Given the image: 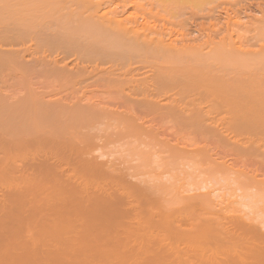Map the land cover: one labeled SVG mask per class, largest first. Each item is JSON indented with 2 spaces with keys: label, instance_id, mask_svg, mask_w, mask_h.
<instances>
[{
  "label": "bare ground",
  "instance_id": "obj_1",
  "mask_svg": "<svg viewBox=\"0 0 264 264\" xmlns=\"http://www.w3.org/2000/svg\"><path fill=\"white\" fill-rule=\"evenodd\" d=\"M9 1V3H11V0ZM16 1L19 0H15L14 3ZM29 1L32 3L31 1L33 0ZM35 1H38V3L40 2L39 0ZM41 1L43 2V0ZM45 1L46 0H44V2ZM172 1L170 0V2ZM200 1L203 0H176L174 2H181L180 4L184 7V3L195 5L196 2ZM1 2L3 3L4 0H1ZM5 2L7 3L8 1L6 0ZM46 2L49 4V1ZM170 2L169 4L167 3V7L170 5ZM222 2L223 0L220 1L221 4ZM242 2L240 3V5L242 4L241 7H243V4L245 3L244 10H248L245 14L249 13V11H254L250 12V14L257 12L258 15L255 14L254 17H251L250 19H248V17L252 14L248 17L246 16V21H248L247 28H245V22L242 25L244 28L240 26L241 22H243V20H238L240 16H238V19L235 18L238 25L240 21L239 27L236 22H231V25H234L235 23L236 26L234 28H239L240 30L242 27L244 32L247 31L248 33H251L253 31L252 34L250 35L245 32V36L243 30H241L242 32L239 31L240 34L234 32V37L236 39L233 41V37L231 38L232 33H226L228 31L225 32L226 37L224 36L225 34H223L224 37L221 36L222 34L220 32H223L222 30H224L221 27L222 30H216L218 32L220 31L219 33L221 34V37H217L219 39L217 42L214 41L213 43L212 41L214 38L213 40L211 38L219 35L211 36V38H209V35L207 34V41L212 43L210 45H207L208 42L206 39L203 41L204 44L202 43L201 40L203 39L201 38L203 37V34L198 28H196L198 34H196V36L200 37L201 42L196 37H194L196 40L191 38L195 35L190 36V38H184V34L185 37H187V34L192 30H189V27L191 26L189 20L188 23H190V26L187 23L189 26H187V32H185L186 29L183 28L184 25L186 27V23L182 20L181 21L184 23L182 28L175 25L180 27L182 31L184 29L185 32L182 35L183 37H178L179 40L183 38L178 44V38L175 39V36L170 38V36L175 35V33L172 32L173 27H169L172 30L169 29L171 32L169 30L167 32V30H164L162 27V29H159L158 27V30L155 28L151 29L152 27H149L150 23L148 22L149 25L147 23V26L145 23L143 24V20L140 25L137 24L138 26L124 27L123 25L118 24V21L115 20V18L112 19V17H109L111 18L109 19L106 16L107 18L104 17V19L102 17V12L100 15L101 17L99 16L100 18L98 15L95 17L94 14L90 17V14L93 13L91 11L89 12L90 14L88 13L89 16L85 14L87 15L86 19L84 18L85 16L80 18H83L82 20L77 19L74 16L75 22H69L71 20L68 21V19H65L64 15L62 17L60 14L61 18H59V16L51 14L52 12L50 11H52L53 8L50 11L47 10L49 9L47 8V4L46 7L44 4L45 10L42 9L43 5L42 7L39 5L40 8L35 5L38 9L30 8L32 11H28V1L25 0L24 4L28 3L25 6L22 1H19L18 4L14 5V9L18 6L20 7L19 4L21 3L24 7L15 10V13H9L10 11L5 12L3 10L5 9L3 7L6 6V3H4L3 7H1L2 10H0V65L13 67V69L14 67H17L14 69L15 71L13 70L14 75L12 74L13 77H15V84L17 85L15 89H8L7 91L0 92L1 220L3 221L2 217L4 218L7 214H10L7 217H9L8 220H11V214L13 211L25 205L28 206V209L30 210L28 215L26 214L25 216L28 223L38 222L37 220H34L38 210H45V208L50 209L49 207L52 208V203L54 204L52 211L54 209L57 211L59 207H62L61 205L63 203H65V205H68V203L74 204V201L76 200L77 202L79 200V204L83 201L89 206H87L88 208H92L91 206L93 205L94 209L97 205L99 206L103 202L102 206L105 203L110 204L111 207L107 208L109 210L113 209V207L120 208L119 205H122V207L126 206L125 212L129 217L128 223H132L134 226L137 225V228L131 226L133 229L130 230H132V233L136 232L135 234L138 236L136 238L140 241H142L141 239L143 237H147L148 239L149 236L152 237L151 235L157 234L156 232L153 234L155 229L163 230L164 228L169 230L168 233L159 236V238L156 237L157 240H154L157 242L158 247L156 246V248L160 249L159 251L153 247L156 244L151 240L155 236L149 238L153 242L150 243L153 244V246H151L154 249L147 246L150 245L146 244L149 243V240L146 238L145 240L143 239L144 241L141 243L142 245L145 243L146 247H148V249L150 248V250H147L150 251V253L156 252L154 251L156 249L158 254H161V247H163L164 250V247H166L164 245L166 238L172 236V234L174 237L175 235L178 237L175 238L178 241H181L185 248L182 245V247L180 246L182 243H178L177 245L176 242L173 247L168 246L170 249L166 248L168 249L166 251L167 253L163 250V253L165 252L169 256L172 255L170 257L166 255V259L170 258V262L174 257L176 262L180 263L182 261L181 264L186 262L188 264L189 262L192 264H201L203 262L201 259L205 257L204 260L206 258H208L206 260L211 259V263L213 264H224L222 263L224 261L227 264L231 261L232 262L229 264H264V223H261L260 220L255 221L254 219L256 217L254 218V216L243 217L237 214H234V216L227 214L230 210H235V208L231 207L233 206V201L231 202V206L229 202L227 203L229 205L226 204L227 206L217 205V208H215L213 206H216V204H220L221 202L216 200L218 198L211 200V203L204 198V193L201 196L197 195L199 198L195 197L196 194L200 193H194L195 197L191 195L190 197H188L189 195H183L184 198L182 196L179 197V199H182L176 200L175 206L168 207L165 204L164 206L167 207L159 210L157 214H150L149 217L146 218L144 217V215L146 216L144 212L147 211L146 209H148L149 206L158 203V196H160L158 195V191L161 189V192L163 193L162 188L165 183L145 185L146 183L144 184V182L143 184H139L136 181L129 182L126 180L127 182H125L124 178L127 174L130 176L132 175L133 177V173L135 176L136 172L133 170L132 172L131 170H129L130 172H126V170H124L126 167H116L113 166L111 162L105 167L103 162L92 158V156H87L92 150H94V146L92 147V145L96 140L95 137L101 141L104 147L109 143L113 145L116 143L118 145L117 142H120L121 139L129 142L131 140V143L128 144H133L135 147L144 143L142 146H145V148L148 147L146 152L148 151V153L155 155L157 150H161L160 147L162 146V143L158 141V139H160L158 137L162 135V132L159 131V129L162 128V126L161 128L159 127L162 121L166 122V126L172 124L176 127V130L177 128L187 126L188 129L191 127L192 130H195L194 132H197L198 134L200 133L201 135L204 131L206 133L209 131V133H213L215 136L212 134L208 135H212L213 138H216V140L214 139L216 144L213 143L215 146L213 145L211 148L216 147V145H219L221 148V145L223 146V143H225V146H228L229 144L228 148L232 149H230V151H233L236 147L235 139H232L231 137L228 138V133L225 130L233 131L236 127L264 129V0H244ZM14 3H11L12 6ZM33 3L31 4L32 6ZM50 3H53L52 6H54L53 1H50ZM91 3L92 6H94H90L91 10L93 8L95 9L98 5L100 7L103 5L102 0L100 2L97 1L98 5L96 2L93 3V0ZM108 3L109 2H107V4ZM164 3L163 5L165 6ZM51 4L49 5L50 7H52ZM84 4L83 6L79 5L78 7L83 9ZM207 4L209 5V3ZM31 5H29V7H32ZM203 5L206 6V4ZM11 7L8 6V8H10L9 10L12 9L14 11ZM165 7H163V9ZM190 7L187 9L190 10ZM210 7L212 8V5ZM194 8L198 7L195 6ZM215 8L218 10L219 7L216 5ZM97 9H95L96 12ZM150 9L149 13L152 14L153 12L151 13ZM145 10H148V7ZM177 10L175 11L179 12V9ZM244 10H240L241 13H244ZM80 11L77 14H79ZM164 11H167V9H164ZM164 11L163 13H165ZM191 11L193 10H190V14ZM96 12L94 13L96 14ZM237 12L235 11L236 14ZM81 13L84 15L83 12ZM146 13L147 12H145V14ZM195 13V16L197 15L198 17L196 11ZM207 13H205V15ZM211 13H208L207 15ZM109 15L112 16V14ZM151 16H153V14ZM184 17L187 18L186 16ZM213 17L214 16H212V18ZM168 19L170 20V18ZM223 19L226 18H222V21ZM175 20L178 22L179 19L175 18ZM171 21L174 20L171 19ZM198 21H200V19ZM215 21L214 23L218 22ZM153 22H155V20ZM166 22L167 20L164 23ZM219 23L220 22H218V25ZM67 26L77 30L82 28L86 32L83 30L84 33L81 32V34L78 32L77 34L74 32L75 30H70V28L67 30ZM178 27H175L174 29ZM219 28L217 27V29ZM234 28L232 29L235 30ZM194 29L193 31H195ZM210 30L214 34L218 33H215L216 31L214 32L213 29ZM237 34H239V36ZM242 35H244V37ZM222 37L223 39H220ZM246 37L249 39H245ZM224 38H228L227 42H225L226 40ZM174 40H176V42ZM237 40H239L238 43ZM50 43L51 45L54 44L53 47H55V44L62 45L61 47H64L67 51L77 49L81 54H78L77 50H74L78 55L75 58L76 60L72 59L73 61L70 62H67L65 60L66 58L64 59V57H68V55L64 54V56L61 55L62 58L60 57V54L58 57V54L53 55L50 52V54L43 53L42 55L37 56L33 53L35 56L32 55L31 49L34 50V45H37V48L41 45V48H43V45L49 46ZM70 44H75V46H71ZM51 47L52 46L48 47L49 51L51 50ZM58 47L52 48L54 54ZM204 47H207V49ZM43 49H45V47ZM74 51H72L71 54H73ZM136 63L139 64V67ZM144 66L149 67V71H152L150 78L148 77L149 75L146 74L149 78L147 83L143 79H140L142 74L147 71L144 70ZM140 67L143 68L144 72ZM138 71L143 73H139ZM6 73L8 74V72ZM163 88L166 91L163 90ZM175 88L179 90L175 91ZM190 88L192 91L191 95H184V93L187 92V89L190 91ZM183 89H185L186 92H184ZM158 91L163 92H159L160 94H158ZM148 114L150 116L146 117ZM86 119L89 120V122H87ZM167 122L171 123L168 124ZM90 128L97 129V132L92 129L91 130L95 133L86 130H90ZM223 131L227 134L225 135ZM86 135L87 137L89 136V140L84 138ZM168 138L166 137V142H170L172 139L169 138V140ZM93 139L95 140L93 141ZM126 141L122 142L124 143ZM126 143L123 145H127ZM172 143L173 144L167 146V150H165V152L167 151V156L170 159L172 158L171 161H179L180 163L186 164L189 160H199V163L203 160L204 162L202 161L201 163H204V169H207L208 167L206 166L205 160L208 159L209 161L207 160V163H210L211 161L213 162H211L212 164L210 167V172L213 176L214 174H216L217 177L219 175L220 178L223 177L222 175H225V177L226 175L229 176L231 169L228 166L231 167L232 164L229 162V165L227 163L228 160L226 159L221 160L222 157L224 158L223 153L222 157H218L219 161L217 160V157V161L215 160L216 162L210 158L211 156L214 158V155H217V152L214 150L215 148H212V151L211 149H207V146L204 148L201 145H195L197 147L187 150L188 148L186 147H182L183 149L180 147L178 148L177 144L175 146V142ZM102 144L101 146H103ZM261 149H263V151ZM261 149L263 155L264 148ZM209 150L212 152H209ZM139 151L141 152V150ZM142 153H144V151H142ZM100 155L104 156L103 152H100ZM174 159L179 160L175 161ZM206 171L208 170H205V172ZM234 172L235 171H233V173ZM233 173H231V175ZM198 175L197 177H199ZM233 176H229V178L232 179L235 177L238 179V175ZM242 177L240 179L245 182L243 181L242 183V180L238 179L241 181L238 182L239 184L242 183L241 185L246 186L249 183H254V176L251 177V179L249 174L246 175L247 179L244 175ZM200 180H202V178H200ZM200 180L198 181L199 183L201 182ZM248 181L250 182L247 184L246 182ZM258 181L255 180V184H250L251 186L248 185V187H256V190L262 189L264 191V184L261 183L263 180ZM194 182H192L194 185L197 184V181L194 180ZM256 183L261 184L259 185ZM203 185H201V188ZM192 186L193 185L191 184L190 187ZM196 187L200 188L197 185H195V187L193 186V188ZM203 188L205 189V187ZM215 195L217 194L215 193ZM77 196H81L83 199L80 197L77 198ZM94 196L97 198H93ZM173 196L174 194L171 197ZM176 198H178V196H176ZM67 199L68 203L66 202ZM72 199L73 201L70 202L69 200ZM95 199H97L96 202ZM97 201H99L98 204ZM83 202L81 205L84 204ZM94 202L97 204L96 206ZM43 203L49 204L47 205L48 207ZM106 204L105 207H102L101 205L100 207L104 210L108 206ZM98 206L96 209H101ZM222 206L224 207L221 211ZM210 207H212V210ZM219 207H221V209ZM213 208L215 210H213ZM194 209L201 211H199L200 215H202L201 218H196L199 217L198 211L195 210L196 212H194V214L192 213L191 210ZM119 210H121V208ZM209 210L214 213L210 214ZM122 211L124 212V209ZM110 212L111 211L104 214L111 215L112 212ZM5 213L6 215L4 216ZM207 213H209V216L207 215L206 217L204 214ZM110 215H108V217ZM18 217L22 218L20 215H18ZM126 225L128 224L126 223ZM181 225H183V227L186 225L188 228L185 227L186 229H183ZM135 234H132L134 235L133 237L130 234L131 237L128 236V238L130 237L134 239L136 236ZM139 240L136 241L138 246L136 244L134 245L136 247L133 246V248H136L135 250L138 254L144 252V248L146 250V247L143 248L142 246L141 248ZM151 248L153 252L151 251ZM222 254L227 258L226 260H223L225 257ZM152 255L150 254V256ZM163 255H161V258ZM219 255H222L220 257H224L223 259L219 257L220 260H222L221 262L217 257ZM166 256H163V258ZM209 257L211 258L209 259ZM154 258L153 260H155ZM168 261L169 260H166L164 264H166V262L169 264ZM173 262L176 263L175 261H172L171 264H173ZM206 263L208 262L206 261Z\"/></svg>",
  "mask_w": 264,
  "mask_h": 264
},
{
  "label": "rangeland",
  "instance_id": "obj_2",
  "mask_svg": "<svg viewBox=\"0 0 264 264\" xmlns=\"http://www.w3.org/2000/svg\"><path fill=\"white\" fill-rule=\"evenodd\" d=\"M5 1L6 0H4V2L2 3L1 0H0V4L2 3L1 6H0V10H2L1 7H3V4L6 3ZM7 1L8 2L5 4L6 6L3 7L5 9H3V10L5 12L6 11L7 12L10 11L9 13H15L16 12L15 10L21 9L22 7H24L28 3L29 4L27 5V8H29V9L30 8L31 9H35L36 8L35 5H37L38 8H40L39 5L41 7L43 5L42 9L45 10L46 4L48 3L46 1H49V4H47V8H49V9H47V10L50 11L53 8V10L50 11V12H52L51 14L59 16V18H61L60 14H61L62 17L64 15L65 19H68V21L71 20L69 22H75L74 21V16L77 19H80L81 17L85 16L84 18L86 19L87 15L89 16V14H90L89 12L90 11L93 12V13L90 14V17L93 16L92 14H94L95 17H96V15H98V17H99L101 15V12H102L103 13L102 17L103 18L106 17V16L108 18L112 17V19L115 18V20L118 21V24L123 25L124 27H131V26H135V25L138 26L137 24L140 25L142 23V20H143V24L145 23V25H147L148 22L150 23L149 27H152L151 29H153V28L157 29L158 27L160 29L162 27L164 30H167V32H168V30L169 29L171 30V28L173 27V31L172 30L171 31L173 33H175V35L170 36V38L175 36V39L178 38V37L180 38L183 35V33L187 32V29H188L187 26L188 25L190 26V23H188V22L190 21L191 22V26L190 27L188 26V27H189V30L192 29L190 31L191 35L188 32L189 34H187V37H185V34H184V38H188V37L190 38V36L195 35V36H193L191 38L196 37L200 41V37L196 36V34H197V29L196 28H198V30L200 29V31L203 34V37L201 36L202 34L200 35L202 37L201 39H203V40H201L203 44H204L203 41H205L204 39H206V41H207V38H206V37H208L207 34L209 35V38H211V36L219 35V36L211 38L212 40L214 38V40L212 41L213 43H214V41L217 42V40H219L218 38L223 36V34H225L224 36L226 37V33H229V34L232 33V35L234 34L233 36L231 35V38L233 37L234 40L233 39L232 40L235 41V39H236L234 37L235 33L238 32L240 34L239 31H241V30H243V32H244V29H243L244 26H242L244 22H245V26H246L245 28H247L248 21H246L247 20L246 16L248 17V16H250L252 14L253 16L251 15L250 17H248V19H250L251 17H254L255 14L258 15L257 12H255L254 14L253 13L250 14V12H254V11H249V13L245 14V12L248 11V10L247 11L244 10V4L245 3L243 4V7H241L242 4L240 5V3L242 1H244V0H242V1L241 0L240 1L239 0H225V2L223 0L222 4L220 3L221 0H219V2H218V0H214V1H212V0H203V1H200V2H196L195 5L194 4L191 5L190 3H186L187 7H186L185 3L183 4L184 7H182V4H180L181 2H174L176 0H173V1L171 0L172 2H170V0H165V1L164 0H153V1H151V0H110V1L106 0L107 2H109L108 4H107V2L105 0H102L103 1V3H102L103 5L101 4L102 6L100 7L98 5L97 1L100 2L101 0H93V3L96 2L97 5H98V6L96 5L97 7H95V9L98 8L97 12H96V10L94 8L91 10L90 6H92V3H91L92 0H89V1H87V0H83V1L82 0H69V1L68 0H46L45 1L46 3L44 2V0H43V2L41 0H39L40 1L39 3H38V1L33 0V1H31L32 3L34 2L33 6L31 5L32 3H30L29 0H26V1H28V3H25V4H24L25 0H19L20 2L21 1L23 2L24 6L21 3V4H19L21 8L17 5L18 7L16 9H14L15 8L14 5L18 4L19 1H16L14 3L15 0H11V3H14L13 6H12L11 3H9L10 2L9 0H7ZM50 1L54 2V6L55 7L52 6L53 3L51 4ZM162 1H163V3L166 2V3H164L166 7L163 5ZM238 1H239V3H238ZM169 2H170V5L172 4L171 5L172 7L170 5L168 6L170 8L167 7ZM203 2H206V3H203ZM214 2H215V4H214ZM90 3H91V5H90ZM104 3L106 5V7H105ZM207 3H209V5ZM224 3H226V4H224ZM229 3H231V4H229ZM44 4H45V7H44ZM50 4H51L52 7L49 6ZM63 4H64V6H63ZM83 4H84V8L82 7ZM203 4H206V6L203 5ZM218 4H219V6H218ZM234 4H237V5H234ZM29 5H31L32 7H29ZM79 5H82L80 7H82L83 9L79 8L78 7ZM85 5H87V6H85ZM190 5H191L192 8L190 7ZM211 5H212V8L210 7ZM216 5H217V7H219L218 10H216L217 8H215ZM221 5H222V7H221ZM238 5H240V6H238ZM8 6L9 7L12 6L11 8H13L14 11L11 9L12 10V12H11V10H9L10 8H8ZM103 6L106 9H104ZM193 6L194 7L196 6L198 8H194ZM58 7H60L61 9L58 8ZM71 7H72V9H71ZM92 7H94V6H92ZM147 7H148V10H145V9H147ZM163 7H165L164 9H167V11H164ZM189 7H190V10L191 9L193 10V11H191V14H190V10H188ZM235 7H236V9H235ZM38 8H36V9H38ZM207 8H208V10H207ZM237 8H239L241 11L244 10V13L243 12L241 13V11L239 9H237ZM29 9H27V10L28 11H32L31 9L30 10ZM149 9H150L151 13L153 12L152 14H153L155 19L153 18V16H151L152 14L149 13ZM162 9H163V11L165 13H163ZM177 9H179V12L182 11L183 13L182 12L181 13L176 12L175 10H177ZM198 9H200V10H198ZM204 9H205V11H204ZM210 10H212V11H210ZM79 11H80V13L77 14ZM195 11L197 12L198 17H197V15L195 16V14H196ZM235 11L236 12L238 11L237 14L235 13ZM44 12H47V11H44ZM81 12H83L84 15ZM94 12H96V14ZM145 12H147L148 14L147 13L145 14ZM207 12L208 13L213 12V13L207 15L208 14ZM214 12H215V14H214ZM162 13H163V15H162ZM192 13L194 15V18H193ZM205 13H207V14L205 15ZM239 13H240V15H239ZM71 14H72V17H71ZM80 14L83 15V16H81ZM85 14H87V15H85ZM109 14H112V16H110ZM113 14H114V16H113ZM189 14H190V16H189ZM202 14H203V16H202ZM67 15H69V16H67ZM77 15H79V16H77ZM115 15H117V16H115ZM146 15H147V17H146ZM184 16H186L187 18H185ZM212 16H214V17L212 18ZM215 16H216V19H215ZM238 16H240L239 19H238ZM117 17H118V19H117ZM183 17H184V19H183ZM190 17H192L193 19L190 18ZM227 17H228V19H227ZM119 18H120L121 21L119 20ZM149 18H150V20H149ZM168 18H170V20ZM175 18L179 19L178 22L180 23V25L175 20ZM222 18H226L227 19V20L223 19V21H230V18H231V21L230 22H223ZM235 18H237L238 20H241V21L243 20V22H241V25H240V21H239V25L243 27V28L241 27L242 29L240 28V30H239V28L238 29L234 28L236 26L235 23H234V25H231V22L232 23L236 22ZM82 19H80V20H82ZM109 19H111V18H109ZM171 19L174 20V21H171ZM185 19L187 20V22H186ZM199 19H200V21H198ZM214 19L216 21L220 22L219 25H218V22L214 23V21H215ZM146 20H147V22H146ZM154 20H155L156 23L153 22ZM160 20L162 21V23H161ZM166 20H167V22H166L167 25H166V23H164ZM181 20L186 23V27H185L184 23ZM212 20H214V21H212ZM158 21L161 23V26H160V23ZM76 22H78V21H76ZM173 22H175V23H173ZM181 22H182V26H181ZM221 22H222V25H221ZM149 23H148V25H149ZM158 23H159V25H158ZM168 23H169V25H168ZM187 23H188V25H187ZM195 23H196V26H195ZM211 23H212V25H211ZM236 23L238 25V22H236ZM175 25H178L181 28L184 25L183 28L186 29L185 32H184V29L182 31L180 27L175 26ZM192 25H194V26H192ZM239 25H238V27H239ZM164 26H166V27H164ZM174 26L178 27L180 30L178 28L174 29L175 28ZM227 26H228V28H227ZM169 27H171V28H169ZM217 27L218 28L220 27V28L217 29ZM221 27L224 30H222ZM69 28H70V30H73V31L75 30L74 32L77 33V34H78V32L84 33V31H85L82 28L77 30V29H75L73 27L74 29H72V27H70V26H67L66 29L69 30ZM232 28H234L235 30H233ZM193 29L195 31H193ZM210 29H213V31H214V29H215V31L221 29L223 32H220V31L219 32L222 35L218 31H216V32L214 31L215 33L218 32L217 34H214V33H212V31ZM236 30H238V31H236ZM226 31H228V32H226ZM245 32L248 33L247 31H245ZM245 32H244V35L246 34ZM252 32L248 33V34L251 35ZM239 34H237V35L239 36ZM244 35H242V36L244 37ZM250 35H249V37H250ZM242 36H241V39H242ZM223 37L220 38V39H223ZM179 38L177 40H179ZM247 38L248 37H246L245 39H247ZM172 39H174V38H172ZM181 39L183 40V38H181ZM181 39L179 40V42L177 41L178 44L181 42ZM224 39L226 40L225 42H227L228 38L227 39L224 38ZM244 40H243V42H244ZM174 41L176 42V40H174ZM238 41L239 40H237V43H238ZM245 42H247V41H245ZM208 44L210 45L212 43L208 42L207 45ZM45 45H49V44H45ZM53 45L54 44L51 45V43H50L49 46H52L50 51H49V48H48L49 46H44L43 45L42 47L43 48L45 47V49H43V48H41V45H40V47H38V48H41V49H38L37 45H34L33 46L34 50L31 49L32 55L33 56H35V55L38 56V55H42L43 53L44 54L45 53L48 54L50 52L53 55H57L58 54V57H59V54H60V57L62 58L61 55L64 54V55H68V57H64V59L66 58L65 60L67 62H70V61H73L72 59H75L78 54H81V53H79L80 51L77 50V49H74V50H77L78 54H77L76 51L72 50V51L75 52V53L73 52V54H75V55H73V54H71L72 53L71 50L67 51L64 47H61L62 45L55 44V47H53ZM58 45H59V47L62 48V50H61V48L58 47ZM70 45L71 46H75V44H70ZM242 46H245V45H242ZM56 47H58L56 49V52H59V53H56L54 51L55 52V54H54L52 52L53 51L52 48H56ZM234 47H235V45H234ZM68 48H70V47H68ZM204 48L207 49V47H204ZM70 49H72V48H70ZM33 53H35V55ZM70 57H72V58H70ZM136 65L138 66L139 64L136 63ZM140 66H142V65H140ZM5 67L6 68L8 67V68L6 69ZM144 67H145L144 70H147L148 72L146 71V73H145L143 71V68H141V67H140V69L144 73L143 72H139L140 71L139 69H137V70H139L138 71L139 73H143L140 79L141 80L143 79L147 83V80L152 75L151 74L152 71L151 70L149 71V69H148L149 67H147V66H144ZM146 67H147V69H146ZM0 68H1L0 69V72H1L0 73V87H1L0 88V92L7 91L8 89L9 90L15 89L17 84H15L16 83L15 77H13V75H14L13 74V70L15 68H17V67H14V69H13V67L0 65ZM6 72H8V74ZM146 74L149 75L148 76L149 78L147 77ZM2 78H3V80H2ZM157 90H159V89H157ZM160 90H162V89H160ZM163 90H165V89L163 88ZM177 90H179V89L175 88V91H177ZM183 90H184V92H186L185 89H183ZM188 90L189 89H187V92L184 93V95H186V96H187V94L191 95V92H192L191 88H190V91H188ZM159 92H161V91H158L157 93L160 94ZM149 116L150 115L148 114L146 117H149ZM87 122H89V120H87ZM167 123L169 124L171 122H167ZM171 125L166 126V122L165 121H162L161 125H159L160 128L162 126V128H161L162 130L159 129V131L162 132V135H160L158 137L160 139H158V138L157 139H158L159 142L162 143V146L161 147L159 146L161 148V150H157V153H155V155L148 153V151L146 152V149L148 150V147L145 148V146H142V144L144 145V143H142V144L140 143L141 144V145H139L140 147L139 146L135 147V145L133 146V144L132 145L128 144V143H131V140L129 142V141L121 139L120 142L119 141L117 142L118 145L116 143H114V145L109 143V144H107V146L105 145V147H104V145L101 143V141L98 140L97 137H95L96 140L93 139V141L94 140L95 141H94V143L92 145V147L94 146V150H92L91 153L88 154L87 156H89V157L92 156V158H95V159L103 162L105 164L104 165L105 167H106V165L108 166L110 164V162H111V164L113 166H116V167L119 166V167H123V168L126 167L124 169V170H126V172L129 171V170H131V172H132V170L134 172H136L135 176H134V173H133V177H132V175L130 176L129 174H127V176H125V178H124L125 182H127V181L135 182L136 181L139 184H141V183L143 184V182H144V184L146 183L145 185L155 184V183H157V184L158 183H163V184L165 183L166 186L164 185L163 188H162L163 189V193L161 192V189L158 191L159 192L158 195H160V196H158V198H159L158 203L149 206L148 209H146L147 211L144 212L146 214V216L144 215V217H146V218H148L150 214H157L159 210L164 209L167 206L168 207L175 206L176 205V203H175L176 200L179 199V197H182L183 195L184 196H186V195L188 196L189 195L188 197H190V195H191V196L195 197L194 193H200V194H196V197H195V198H199V196L197 197V195L201 196L204 193L205 194L204 198H206L209 202L212 203L211 200H215L216 198H218V199H216L217 201L219 200V202L220 201L222 202V203L220 202V204H216V206H213V207L217 208V205L218 206L219 205L220 206L221 205H226L227 203L230 202V206L233 204V206H231V207L235 208V210H232V211L230 210V212H227V214H229L231 216H234V214H237V215L243 216V217H245V216H254V218L256 217L254 219L255 221L260 220L261 223H264V193H263L264 191L262 189L261 190H256L255 189L256 187H254V188L248 187V185L249 186L254 185L255 184V180H257V181L258 180H261V181L263 180L264 181V156H263L264 154L262 155L263 149H261V148H264V129L263 128L262 129H258V128H255V129L251 128L250 129V128H247V127L246 128H238V127H236L233 131L225 130L228 134L225 131H223V133L225 135L227 134L228 138L231 137L232 139H235V146H236L235 149L233 151H230L231 148L230 149L228 148L229 144H228V146H225V143H223V146L220 144L221 148H220L219 145H216V147H212L213 149L215 148L214 150H215V152H217V155H214L215 156L214 158H213V156H211L210 158H212L215 161L216 157H217V160H218V157L219 156L222 157V153H223L224 158L222 157L223 159L221 158V160H225L226 159V160H228L227 163L229 165H230V163L232 164L231 167L228 166L231 169V170L229 169L231 171L229 176L232 177L233 174L235 173L234 176L238 175V179L239 180H242L240 178L243 175L245 176L246 179L248 177V176L246 177V175H248V174L250 176V179H251V177L254 176L253 178L255 180L252 178L254 180V183L251 184V183H249L250 181H248L246 183L247 184L249 183V184L246 185L247 186L246 187L245 185H241L244 180H242V183L239 184L238 182H241V181H239L234 176H233L234 178H232V179L229 178L228 175H226V177H225V175H222L223 176L222 178H220L219 175L217 177L216 174H214V176H213V174L210 172V167H211V164L213 162L211 161L212 163L211 162L207 163L208 159L205 160L206 166L208 167L207 169L206 168L204 169L205 164L201 163L203 160L200 163H199V160L198 161L196 160L197 162L193 161V160H189L190 162L189 161H188V163L186 162L187 165L185 163H180L178 161L179 159L178 160L176 159L178 162L171 161L172 158L170 159L167 156V151L165 152V150H167L166 149L167 146H170V144H173L172 142H175L174 144H175V146L177 144L178 148L179 147L180 148L186 147V148H188L187 150H189L190 148L192 149L193 147H197L199 145L203 146L204 148L207 146V149H211L212 150L211 146H213V145L215 146V144H216L215 143L216 142L215 141L216 138L212 137V135L215 136V134L209 133V131H207V133L204 131L205 133L203 132L202 135H201L200 133L198 134L197 132H194L195 130L194 129L192 130L191 127H189L190 129H188L187 126H184V127L177 128V130H176V127H174L173 125H172L173 126L172 127ZM91 129L92 128H90V130L89 129H86V130L87 131H91L92 133L97 130V129L93 128L92 130H94V131H92ZM87 131H85V132H87ZM109 131H110V129H109ZM208 134H212V135H208ZM88 137L86 135L84 138L88 139ZM166 137L167 138L169 137L170 139L172 138L171 140L168 138L171 143L169 141L166 142L167 141ZM97 140H98V143H97ZM122 141H126L127 143L126 142H124V143H126L127 145H123L124 143ZM212 141H214V142H212ZM99 142L103 146H101V144ZM213 143H215V144H213ZM115 144H116V147H115ZM167 144H169V145H167ZM121 145H123V146H121ZM136 145H138V144H136ZM195 145H197V146H195ZM217 146H219V147H217ZM239 146L241 148H243V149H241ZM100 148H101V150H100ZM141 148L144 149V150H142ZM216 148H217V150H216ZM139 150H141V152ZM259 150L261 151V153H260ZM142 151H144V153H142ZM212 151L209 150V152H212ZM100 152L101 153L103 152L104 156H101ZM146 154H147V157H146ZM219 154H221V155H219ZM260 157H262V158H260ZM205 170H208V171L205 172ZM233 171H235V172L233 173ZM231 173H233V174L231 175ZM197 175L199 177H197ZM200 178H202V180H200ZM242 178H244V177H242ZM198 179L201 181L200 183L198 182L199 181ZM194 180L197 181V184H195V185H197V186H199L201 188V185L204 184L203 187H205V189L203 187L201 189L197 188V187L193 188V186L195 187ZM253 180H251V181H253ZM263 181L261 183L264 184ZM192 182H194V183H192ZM198 183L201 184V185H199ZM261 183H256V184L260 185ZM163 184H160V185H163ZM189 184H190V186H191V184L193 186L190 187ZM164 187H165L166 190L164 189ZM257 189H260V188H257ZM263 189H264V187H263ZM215 193L217 195H215ZM173 194H174V196L171 197ZM66 196H67V194H66ZM164 196H165V198H164ZM176 196H178V198H176ZM184 196H183V198H184ZM78 197L81 198V196H77V198ZM93 198H97V197L94 196ZM81 199H83V198H81ZM172 199H174V200H172ZM180 199H182V198H180ZM75 200H76V197H75ZM96 200L97 199H95V202H96ZM171 200L173 201V203H172ZM52 201H54V200H52ZM67 201H68V199L66 200V202ZM69 201L72 202L73 199L69 200ZM99 201H97V204H98ZM170 201H171V203H170ZM78 202H79V200H78ZM78 202H77V200L74 201V204L73 203L70 204V203L67 202L68 205H65V203H63L64 205L62 204L61 205L62 207H59L61 209L58 208L57 211L55 209H54L55 211L54 210L52 211V208H53V205H54L52 203V205L50 204L52 206V208L49 207L51 210L50 209H46V208H45V210L44 209L43 210L42 209L38 210V212H37V214L35 216L36 218L34 219L35 221L37 220L38 222H35V223H30L29 222L30 224L28 223L27 219L25 218L26 214L28 215V212H30V210L28 209L29 207L26 206V205L21 207V208H17L15 210L13 209L14 210L13 213L11 212L12 211L11 210L10 211L12 213L11 214L12 217L10 216L11 220L10 219L8 220L9 217H7L10 214H7V216H5L6 215V213H5L4 216L6 218L4 217L5 218L4 219L2 217L3 221L0 218V264H164L166 260H169L168 261L169 264H171L172 261L176 262V260H174V257H173V260L171 259V262H170V258L166 259L167 256H169L168 254H166L167 253L166 251L168 249H170L168 246L173 247L174 243L176 244V242H177V245H178V243H182L181 241H178L176 239V238H178L176 235H175L176 238L173 236V234H172V236H169V237L166 238V241L164 243V245L166 246V247H164L165 250L163 249V247H161L162 252H161V254L159 253L160 255L157 252V250L159 251L160 249L156 248L157 242H155V241L157 240V238H159V236H161V235H163L165 233H168L169 232L168 229H164V228H163V230L162 229H160V230L159 229H155L153 231L154 232L153 234H155V232L157 233L155 235H151L152 237L155 236L153 239H151L153 241L156 239L154 241V243L156 244V245L154 244L155 246H153V244H151L153 242L149 239V238H152V237L149 236L148 239H147V237H145L147 240H149V243H146V244H150V245H147V246H150V247L153 246L154 248L157 249V250L156 249L154 250L157 253L153 252L152 251L153 247H152L151 251L153 253H150V251H147V250H150V248L148 249V247H146V244L144 242H143L144 245H142V243H141L142 241L145 240V238L143 237L141 239L142 241H140L139 239L136 238V237H138L135 234L136 232L134 230L133 231L135 233L131 232L132 230H130V229H133L134 227L137 228V225L134 226L132 223H128L129 217H128V215L125 212L126 211V206L122 207V205H119L121 210H119L120 208H114V207H113V209L109 210L107 208L111 207L110 204H106L105 203L108 206L105 208L106 210L105 209L103 210V208H101L100 205L102 206V204L104 202L102 204L99 203L100 204L99 206L94 202L95 206L97 205L98 207L101 208V209L97 208L98 209L97 210L96 209L97 206H96L95 207L96 210H95L93 208V205L91 206L92 208H88L89 206L86 205V203H84L83 201L82 202L85 205L84 204L81 205L82 204L81 200H80L81 204H79ZM231 202H232V204H231ZM47 203H49V202H47ZM50 203H51V201H50ZM43 204H46V203H43ZM105 204L102 207H105ZM165 204L167 206H164ZM47 205H49V204H46V206ZM111 205L114 206L113 204H111ZM227 205H229V204H227ZM223 207L224 206H222V209H221V207H219L221 209V211L223 210ZM123 209H124V212L122 211ZM210 209L212 210V207H210ZM108 210L113 213L112 214L110 212L111 215L108 214V215H110L109 217H108V215L104 214L106 212L109 213ZM195 210L198 211V212L200 211V210H197V209L191 210L193 214H194V212H196ZM211 210H209L210 211L209 213L213 214L214 212H212ZM213 210H215V209L213 208ZM200 212L198 213L199 217H196L197 219L202 217V215H200ZM144 213H142V214H144ZM209 213L204 214V215L207 217V215L209 216ZM0 214H1V212H0ZM122 214H123V217H122ZM18 215L22 216V218L18 217ZM112 215H114V216H112ZM1 216H2V214L0 215V217ZM196 216H197V214H196ZM124 218H125V220H124ZM123 222H126L128 225H126V223H123ZM183 225H181V226L183 227ZM131 226H133V228ZM185 227H186V225L183 227V229ZM186 228H188V227H186ZM135 230H137V229H135ZM129 231H130V233H129ZM130 234H131L132 237L134 236L132 234L136 235L134 237V239L130 238L131 237ZM156 235H158V236H156ZM128 236H130V237L128 238ZM135 238H136V241H138V240L140 241L141 248H142V246H143V248L146 247V250L144 248V250H143L144 252H142L140 254L137 253V251L135 250L136 248H133V246L135 244L138 246V243H136ZM170 239H172L175 242H173ZM172 242H173V244H172ZM171 244H172V246H171ZM181 245L184 247L183 243L180 244V246ZM134 247H136V246H134ZM130 248H131V250H130ZM166 248H168V249H166ZM163 250L166 253L165 252L163 253ZM162 253L165 254V255H163ZM150 254L151 255L153 254L152 256H153V258L155 257L154 259L156 260L157 263L155 262V260H153L152 256H150ZM161 255H163V256L167 255V256L165 258H163V256H162V258H161ZM222 255H219L217 257L219 258ZM159 256H160V258H159ZM170 256H172V255H170ZM224 257H220V258L223 259ZM204 258L201 259V260H203V262L201 264H203V263L210 264L211 263V259H210L211 257H209L210 260H206L208 258L205 259L208 263H206ZM220 258H219V260H220ZM226 259L227 258L225 257L223 260H226ZM201 260H200V262H201ZM214 260H217V259H214ZM229 260H231V259H229ZM221 261L222 260H220V262ZM181 262L180 263L179 262H176V263L173 262V264H181ZM227 262H228V260H227ZM231 262H229V263H231ZM186 263H182V264H186ZM217 263H218V261H217ZM222 263L227 264L225 261L222 262ZM166 264H167V262H166ZM189 264H192V263L189 262ZM211 264H213V263H211ZM218 264H221V263H218ZM234 264H236V263H234Z\"/></svg>",
  "mask_w": 264,
  "mask_h": 264
}]
</instances>
